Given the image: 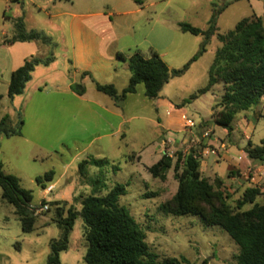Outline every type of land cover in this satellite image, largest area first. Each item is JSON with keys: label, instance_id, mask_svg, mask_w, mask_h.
Masks as SVG:
<instances>
[{"label": "rangeland", "instance_id": "1", "mask_svg": "<svg viewBox=\"0 0 264 264\" xmlns=\"http://www.w3.org/2000/svg\"><path fill=\"white\" fill-rule=\"evenodd\" d=\"M139 1L142 6L139 12H136L139 7L132 2L120 9L130 12L129 15L112 18L124 56L128 57L136 50L145 55L151 51L167 53L164 59L176 70L182 69L193 58H188L191 52L198 53L199 44L204 40L184 34L178 24L185 22L206 31L215 8L220 10L233 2L219 16L218 31L211 38L199 69L165 89V94L182 98L178 104H183L206 86V70L222 47L217 34H227L240 21L251 17L252 11L261 15L263 10L262 0V8L255 0L251 3L248 0L238 3L234 0ZM193 2L197 6L193 7ZM112 3L113 0H0V43L6 40V35L8 40L18 36L17 27L23 25L26 33L37 32L49 40H35L42 54L33 59L50 61L47 66L39 64L35 67L24 93L13 99L8 97L9 86L0 81V117L8 115V120L11 119L8 131L20 129L22 132L21 136L11 137L0 133V166L5 174L19 178L22 188L32 193L31 207L37 215L34 231L24 233L14 207L3 200L0 187V264H48L52 244L62 241L64 235L57 220V210L61 209L65 214L68 209L80 212L86 197L106 196L117 185L127 186V194L120 199V206L146 233V242L159 259L186 258L190 264H237L239 248L225 231L219 227H206L198 216L177 217L163 208L172 202L178 190L174 172L178 153L186 157L191 150H196L200 161L203 158L206 146L202 140L194 142L197 131L191 130V138L182 147L174 140L165 146L174 165L167 172V179L162 181L154 178L145 164L138 163L137 154L156 153L163 138L155 102L145 97V86L140 85L137 94L119 106L125 117H134L130 123L123 124L120 117L106 112L103 106L109 105L111 99L96 89L97 83L104 85L100 83L102 80L117 78L116 82L120 84L124 79L123 72L116 74L114 67L111 73H96L84 82L71 84L74 75L72 15L91 8L106 11ZM262 18L264 22V16ZM123 64L120 61L118 65ZM76 85L87 90L88 100H94L98 95L105 101L99 106L79 101L72 93ZM216 87L215 96L207 94L195 106V101L184 106L187 119L197 124L202 122L201 115L195 110L199 109L203 117L211 120L210 106L216 107L218 97L223 94L222 85ZM251 111L258 116L264 114V103ZM240 117L242 114L236 115L235 121ZM9 121L6 124L10 125ZM263 141L264 120H259L252 144L260 146ZM93 158L107 159L111 164L103 168L88 166L82 175L80 165ZM146 163L152 164L150 160ZM50 172L54 173L52 181L39 185L37 179ZM96 180L99 183L93 184ZM247 181L252 186L244 183L226 188L215 182L212 184L215 190L220 189L229 196L225 203L231 209H238L246 190L252 187L261 188L263 195L257 197L256 203L264 205V184ZM50 186L54 189L48 195L45 191ZM44 205L50 207L47 212L41 211ZM251 208L252 205H246L241 211ZM85 232L84 221L78 217L68 235L67 250L59 253L60 264H85L88 250Z\"/></svg>", "mask_w": 264, "mask_h": 264}, {"label": "trees", "instance_id": "2", "mask_svg": "<svg viewBox=\"0 0 264 264\" xmlns=\"http://www.w3.org/2000/svg\"><path fill=\"white\" fill-rule=\"evenodd\" d=\"M141 4L139 0H134ZM238 1V0H236ZM264 3V0H262ZM214 10L206 31L189 24H180L184 33L195 36L202 35L204 41L199 52L179 70H170L159 54L151 51L147 57L140 51H135L128 59L119 54L118 58L128 61L131 79L128 87L121 93L114 85L96 84L97 91L108 96L119 107L127 99L137 93L138 86H145V97L155 100L171 79L184 75L191 65L202 57L216 35L218 18L230 5ZM18 36L6 40V44L16 42H31L39 39L47 41L40 33H26L23 25L17 27ZM222 47L216 52L214 62L209 71L208 84L192 95L180 107L190 104L202 95L222 85L223 94L220 103L215 107L212 120L214 124L225 129L230 135L233 122L238 113L251 111L264 103V22L262 17L246 18L225 35L217 34ZM49 41V40H48ZM49 65L47 59H30L23 67L13 72L8 89V96L13 99L22 95L31 74L37 65ZM74 91L83 95L85 88L76 85ZM264 120V115H259ZM8 118L0 119V133L11 137L21 135V130L7 131ZM3 130V131H2ZM246 153L252 161L264 164V141L260 146L251 143ZM174 166L178 190L172 202L163 208L166 212L177 217L198 216L206 227H219L225 231L239 248L236 257L237 264H264V205L256 203L257 197L263 195L260 188L252 187L246 190L237 210L231 209L225 199L229 196L203 177L201 161L197 151H190L185 157L178 153ZM111 163L107 159H89L80 165V173L85 174L86 167L103 168ZM174 165L172 157L165 154L155 165L148 169L154 177L165 181L167 172ZM53 172L38 178L37 183L52 181ZM99 183V180L93 184ZM0 187L2 198L14 207L15 215L22 224L24 233L34 231L37 215L31 207L32 193L21 186L19 178L4 173L0 166ZM127 194V186L117 185L106 196L90 195L82 201V210L75 212L68 209L65 212L57 210L58 223L63 229V239L51 246L52 254L48 264H60L59 253L67 250L68 235L75 221L82 217L85 224V240L88 245L85 264H190L186 258H163L152 253L146 242V233L141 229L129 212L120 206V199ZM246 205H252L248 211H241ZM66 215V216H65Z\"/></svg>", "mask_w": 264, "mask_h": 264}, {"label": "crops", "instance_id": "3", "mask_svg": "<svg viewBox=\"0 0 264 264\" xmlns=\"http://www.w3.org/2000/svg\"><path fill=\"white\" fill-rule=\"evenodd\" d=\"M242 1L245 0H234V3ZM248 1L250 2L251 0ZM132 2L137 6V8L139 7V9L136 10V12H139L142 6L141 4L136 3L134 0H113V3L109 5V7H106V11H94L91 8L89 11H86L82 14L72 15L70 26L72 32V68L74 70V75L73 82L71 84H75L78 81L84 82L86 81V79L91 78V76H95L96 73H100V75L101 72L111 73V71H113L115 67L116 74L120 71L124 74V79L120 81L121 83L118 84V82H116L117 78L115 80L113 79L110 81L102 80L100 83H103L104 85H114L119 93H121L124 89L128 87L131 79V72L128 68V61H122L118 58L119 54H124L123 48L120 44L121 39L120 37H117V35L114 33L115 19L112 18H116L117 16L122 18L124 16L129 15L130 12H122L120 11V9H123L125 6L132 4ZM255 2H257L260 8H262L260 0H255ZM212 4L214 7L215 3L213 2ZM231 4H233V2ZM151 5H153V3ZM195 6H197V3L193 2V7ZM251 8L253 10L252 5ZM253 15H255L256 17L264 16V3L262 14L259 15L256 12L252 11L251 17H253ZM183 23L185 22H180L178 24L179 28L180 24ZM7 37L8 36L6 35V40H8ZM197 37L204 38L202 35H199ZM4 41L3 43H0V81H4L9 86L13 72L23 67L26 61L42 54V50L40 45L36 41L16 42L14 44L8 45H6ZM201 45L202 41L200 42L199 47H201ZM166 54H159V56L168 65L170 70H176L172 66H170L168 62L164 59V55ZM149 55L145 56L148 57ZM195 55L196 52L193 51L188 56V58L194 57ZM130 56L126 57V59H128ZM204 56L200 57L197 61H195L184 75L178 78L171 79L170 82L164 87L159 97L154 100L155 114L157 117V122L163 130V138L160 140V144L156 153L147 152L143 155L144 152H141L140 154H137L138 158H140V161L138 162L139 164H145L146 167L150 168L161 160V158L163 157L162 154H166L164 148L167 144L171 143L174 140L179 145V147H182L191 138L192 132L190 129L186 128V119L188 117L186 113V108L184 106L180 107L182 104H178L177 102L179 101V99L182 98H173L171 97V95H167L164 92L165 89L171 86L173 87V85L175 86L177 80H179L180 78H183L188 74L197 71L199 69V65L201 64L200 62ZM120 61L124 63L122 66L118 65ZM211 66L209 67V69L206 70L208 74V81ZM207 84L208 82L206 83V85ZM139 87L140 86H138V89ZM215 90L216 89L207 94H212V96H215ZM72 93L76 98H78L79 101L94 103L97 106L101 105V103L105 101L103 97H100L98 95L93 98L94 100H88L86 97L87 90H85V93L83 95L77 94L76 92ZM207 94L202 95L197 100H195L193 106H195V104H197V102ZM135 95H132L129 98H132ZM217 100H219L220 103L221 95L218 97ZM210 105H212V103ZM103 107H105L106 112L114 116L120 117L122 119L123 124L130 123L131 120L134 118L133 116L125 117L124 114L120 111V107L115 105L112 99L109 105ZM210 107V121H208L209 118H205L202 116L200 112L201 110L195 109L196 112L201 115L202 122L198 124L196 123L198 125V136L195 138L194 142H201L202 140V143L206 146L202 153L203 158L201 160L200 166V171L203 177L208 179L210 183L215 182L226 188L231 185H242L244 183H247L248 186H252L251 183L247 180H250L252 182L251 179L256 172L264 171V164L261 162L250 160L248 154L246 153V148L249 143L252 144L253 132L256 130L258 121L263 119L259 118V116L256 115L254 111H244L238 113L242 114V117L235 121V116L233 122V131L229 135L225 129H222L214 124L212 120V115L215 106ZM261 115L264 114H260V116ZM5 117L9 118L8 115H5L3 117H0V119H3ZM9 120L8 121L10 125L6 124V126L3 128L4 130L8 131V129L10 128L12 121L11 119ZM205 131H208L210 133V136L208 138H205L203 136L202 139L200 135L203 134ZM1 134L4 133L1 132ZM175 148L179 149L178 147H174V149ZM149 160L152 162V164L146 165V162ZM254 180L262 182V184H264V179L257 177Z\"/></svg>", "mask_w": 264, "mask_h": 264}, {"label": "built area", "instance_id": "4", "mask_svg": "<svg viewBox=\"0 0 264 264\" xmlns=\"http://www.w3.org/2000/svg\"><path fill=\"white\" fill-rule=\"evenodd\" d=\"M186 128L187 129H190V130H195L197 131L198 130V125L196 124V122H194L193 120L191 119H186ZM203 136L205 138H208L210 136V133L208 131H205L203 133ZM170 156V155H169ZM261 178V179H264V171H259V172H256L255 175L252 177V182H255V178ZM54 187L53 186H50L45 192L49 195L52 191H53ZM261 189V188H260ZM50 209L49 205H44L41 209L42 212H47L48 210Z\"/></svg>", "mask_w": 264, "mask_h": 264}]
</instances>
